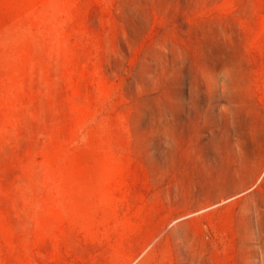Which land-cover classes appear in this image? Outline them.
Wrapping results in <instances>:
<instances>
[{
  "label": "rangeland",
  "instance_id": "374dc122",
  "mask_svg": "<svg viewBox=\"0 0 264 264\" xmlns=\"http://www.w3.org/2000/svg\"><path fill=\"white\" fill-rule=\"evenodd\" d=\"M0 264H264V0H0Z\"/></svg>",
  "mask_w": 264,
  "mask_h": 264
}]
</instances>
